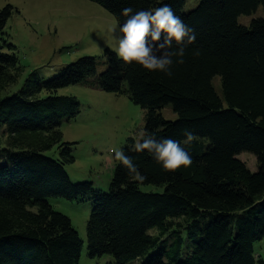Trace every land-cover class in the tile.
I'll list each match as a JSON object with an SVG mask.
<instances>
[{"label": "trees", "instance_id": "1", "mask_svg": "<svg viewBox=\"0 0 264 264\" xmlns=\"http://www.w3.org/2000/svg\"><path fill=\"white\" fill-rule=\"evenodd\" d=\"M121 26L124 8L154 10L167 4L195 33L183 57L173 56L171 75L127 64L109 48L106 68L82 56L54 76L30 71L22 86L0 97V264H79L83 241L70 218L55 210L51 198L91 202L87 220L90 258L111 255L114 264H264L254 245L264 238V17L238 22L264 0H90ZM17 10L0 11L3 26ZM180 46L173 42L169 51ZM180 59L182 63L178 62ZM23 71L15 46L0 45V95ZM96 77L106 92L128 96L143 110V133L157 141L172 139L192 163L164 170L147 150L122 151L147 177L135 181L119 161L107 192L93 182L72 181L74 163L62 124L80 109L75 96L60 88ZM219 77L220 93L213 85ZM171 106L177 117L165 119ZM185 132L196 139L185 143ZM256 157L251 171L237 158ZM141 184L162 186L144 191Z\"/></svg>", "mask_w": 264, "mask_h": 264}, {"label": "rangeland", "instance_id": "2", "mask_svg": "<svg viewBox=\"0 0 264 264\" xmlns=\"http://www.w3.org/2000/svg\"><path fill=\"white\" fill-rule=\"evenodd\" d=\"M201 0H187L184 10L195 8ZM7 4L15 7L11 17L0 26V45L11 43L23 67L18 81L0 97L16 92L27 74L36 70L43 79L54 76L82 56L98 60V73L106 68V48L117 54L119 24L105 8L90 0H0V11ZM264 17L259 7L250 15H241L238 22L248 25L252 19ZM213 85L220 93L219 77ZM59 95L75 96L80 104L78 115L61 127L64 141L71 146L75 162L66 165L72 181L93 182L99 193L107 192L117 160L114 151L121 150L128 138L135 142L143 133L141 107L128 96L101 90L96 77L86 82L60 88ZM165 119L177 117L171 106L162 109ZM246 166L257 169L256 157L243 152L237 156ZM144 191H161L162 186L141 184ZM53 208L70 218L83 241L79 264H114L111 255L90 258L88 255L87 220L91 202L51 198ZM256 256L264 259V238L254 245ZM127 264H139V260Z\"/></svg>", "mask_w": 264, "mask_h": 264}, {"label": "clouds", "instance_id": "3", "mask_svg": "<svg viewBox=\"0 0 264 264\" xmlns=\"http://www.w3.org/2000/svg\"><path fill=\"white\" fill-rule=\"evenodd\" d=\"M122 14L126 21L120 26L122 34L118 37L116 49L118 57L127 64L136 63L149 71L160 70L171 75L172 57H183L186 44L195 41V33L177 17L171 8L164 4L154 10H140L133 13L132 8H124ZM173 42L180 47L169 51ZM178 62L182 63L180 59ZM185 143L192 142L196 137L191 132H185ZM133 150L152 153L155 160L162 164L164 170L174 172L192 163L191 156L180 143L172 139L157 141L146 133L140 134V139L133 145ZM114 151L115 160L128 170V174L140 183L147 177L139 172L132 158L122 150Z\"/></svg>", "mask_w": 264, "mask_h": 264}]
</instances>
